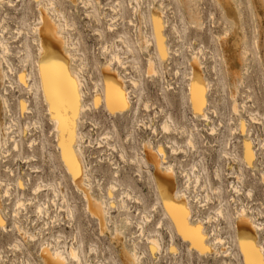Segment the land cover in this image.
I'll return each instance as SVG.
<instances>
[{"label": "rangeland", "instance_id": "374dc122", "mask_svg": "<svg viewBox=\"0 0 264 264\" xmlns=\"http://www.w3.org/2000/svg\"><path fill=\"white\" fill-rule=\"evenodd\" d=\"M46 1H52L53 4L50 6H53L60 18L69 24L66 32L70 41L75 44L74 51H77L76 56L79 57H76V62L72 67L85 83L84 103L91 107L90 110L83 113V123H81L80 129L86 134L82 146L85 161L92 175L93 190L98 193L100 186L106 195L108 194V184L114 181L124 185L126 189L130 188L134 196L141 198L142 203L137 202L134 198L127 199L130 211H119L121 209L119 208L121 187L117 186L116 191L111 194L114 198V207L110 210L111 215L115 216L113 219H116L117 222L113 223L114 220L111 219L109 230L112 232L115 224L120 227L124 225L120 214H127L133 222L141 220V210L146 207L152 215V220L150 219L151 221L147 223V227L151 233L158 231L163 243V250L158 257L157 255L156 258L152 256L145 237L140 235L135 223L125 226L126 243H128L126 245L130 248L134 245L137 246L141 257H143V264H241L233 229V224L237 220L236 205L242 204L247 207L257 221L263 223L264 226V186L259 179L260 172L264 170V123H262L264 122V8L258 7L261 32L260 45L256 47L254 34L259 27V20L251 0H235L236 5H241L239 8L238 5L235 7V23L229 22L224 17L216 0H163V5H161V0H123L124 12L122 16H119L111 7L116 0H100L101 4L96 0H89L92 1L93 4L90 3L92 6H85L82 0H76L75 3L68 0ZM89 1L86 5H89ZM239 1L240 3H238ZM134 6L135 8L137 6V12L140 11L136 15ZM154 8L163 11L164 19L168 22L163 30L165 44L168 48V54L164 60L157 51L155 40L151 38V36L153 37L151 13ZM190 11L199 12L203 21L201 29L190 23ZM91 12L97 16L96 19L87 16L88 13L92 14ZM40 14L41 10L36 0H5L0 6V30L6 27L4 35L12 49V53L5 57L7 62H5L6 60L2 62L12 85L8 79H5V84H0V121L9 123L12 118H16L19 126H25L27 122L26 125H29L26 135L21 136V154L19 155L16 150H11L6 156L0 157L1 165H9L13 170L12 175L8 170H3V168L0 170V178L10 179L12 183L10 185L12 187L9 186L12 196L2 194L3 197L0 198L2 208H4V211L1 212L6 226L5 230L0 228V264H28V262L43 264L40 258L42 245L46 241L56 244L60 234L63 236L60 238V243L68 247L74 245L75 241L72 238L77 234L76 236L81 241L80 248L84 264H124L120 247L111 239V232L109 233V230H105L104 233L100 232L97 219L85 209L84 198L71 183L63 164L59 161L54 132H52L53 126L46 114L41 93L34 87L30 88L33 82L38 81L36 67L38 52L35 42L37 35L34 32V25L39 21ZM140 14L144 15L145 23ZM111 17L114 18V26L110 25ZM130 20L138 23L139 27L135 26L132 21L130 24ZM22 26L28 27L30 32L27 42L30 45L32 56L27 62L21 53L25 34H18L19 28ZM137 31L145 33L150 39L149 43L152 44L140 46L137 43ZM235 31L241 37H243V33L248 36L246 43L248 51L245 52L244 63L239 62V52L242 51L246 41H241L235 48L233 45ZM99 32L102 34L101 36ZM122 32L127 34L135 49L134 53L126 52L122 43L118 41L117 35ZM113 46H116V50L120 51L121 60L126 62V67L123 68L115 61L112 66L117 67L125 77L136 76L140 72L142 83L141 99L137 98L139 90L132 88L133 107L126 113L115 116L110 114L102 103L97 105L94 97L96 90L104 88L102 70L110 59ZM200 48L202 52L199 51ZM1 52L0 50V54ZM153 52L156 54L159 69L157 74L159 75L151 78L145 73V68L147 58ZM194 54L198 55L203 62L205 78L212 85L211 91L208 93L210 98L208 115L211 119L207 122L195 118L187 100L183 105L181 98L183 94L186 98L188 97L186 95L188 84L186 73L191 68L190 62ZM81 61H84L86 66L78 71L76 64ZM9 65L12 68L11 72L8 68ZM136 65L140 69H137ZM238 69L241 77L237 80L232 77L231 72ZM26 72H32V77L24 82L20 80L19 75ZM232 94H235L238 114L233 111ZM2 95L8 100V109L10 108L11 115L8 109L5 108L4 111V108H1ZM21 100L22 102L26 101L30 111H21L19 107ZM135 108L138 109L137 113H135ZM168 115L172 116L178 125L194 128L197 147L193 149L188 146L186 136L178 132L167 134L162 130L161 124ZM240 119L248 121L251 125L249 143H253L257 153L254 169L243 160L242 144L247 139L245 134L242 135L238 131H233V133L231 129L237 125ZM34 120L36 121L35 125L32 124L35 122ZM148 124L155 128V135L150 127H147ZM211 127L216 129L215 134L208 133V129ZM15 130L14 127L13 131ZM130 133H132V137L129 136ZM149 139L155 146L158 144H161L163 148L165 146L166 163H174L176 185L187 191L192 200L195 215L207 216L208 212L213 211L212 207L218 204V197L212 192V189L207 191L203 188L202 183L194 186V178H192L193 182L191 181L193 184L191 183V186L186 189L183 170H191L195 163H199L205 169L212 184H217L218 180L214 178V169L219 166L223 187L222 196L227 201L230 218L225 221V218L219 217L213 219L210 224L206 223L208 231L212 226L220 224V235L225 239L226 244H217L216 248L221 251L218 252L219 254L216 251H211L207 255H201L197 251L191 250L189 244L182 241L177 235L168 216H163L161 206L156 205L157 211L152 208L159 197L149 182V172L146 170H150V174H152L154 169L152 166L147 169L142 164V173H140L137 171V162L131 161L137 154L143 157L142 146ZM89 141H91V145H89ZM169 141L175 142L179 146L176 149L180 153L174 155L170 151V148L167 147L170 144H166ZM31 142L35 145L29 147L28 143ZM98 143H101L100 147H98ZM225 149L228 151L226 157L222 155V151ZM138 155L137 157H139ZM32 156H35V160L30 159ZM240 172L243 175L242 183H238L236 180L237 176L241 174ZM15 175H19L22 180L21 184L25 182L27 186L16 185ZM27 179H30V182ZM37 181L45 182L41 184L42 191L38 194L39 199L35 198L32 193V186ZM47 182H59L58 188L62 192L64 191L63 194L59 193V197L55 196L54 189L51 190V187L54 185L57 188L56 184L48 186ZM231 182L239 184V194H235L231 190ZM2 190H5L4 186H1L0 191ZM56 193L58 192L56 191ZM207 193L211 197L209 202H206ZM19 196L29 199V201L25 202V207L19 208L21 210L19 218H15L12 211L15 209V198ZM62 197L63 200L65 198L67 200L64 202L65 204L62 202ZM232 197L237 200L230 201ZM198 201H203L202 204L205 206H202ZM39 203H45L42 214L38 213ZM67 206L72 207L73 217H71L70 210L64 211ZM46 211L49 216L46 215ZM14 220L29 233H34L35 237L33 239L31 237L23 238L14 224ZM159 221H162V228L156 229L155 225ZM172 232L174 236L171 235ZM259 237L260 241L264 243L263 231L259 233ZM212 238L213 236L210 237L209 242ZM16 241L19 246L14 248L11 245ZM224 249L227 250L228 256L222 252ZM141 251L145 254L143 255Z\"/></svg>", "mask_w": 264, "mask_h": 264}, {"label": "bare ground", "instance_id": "6f19581e", "mask_svg": "<svg viewBox=\"0 0 264 264\" xmlns=\"http://www.w3.org/2000/svg\"><path fill=\"white\" fill-rule=\"evenodd\" d=\"M4 1L5 0H0V6L3 5ZM36 1L38 2V7L41 10L40 19L34 25V32L37 35V41L35 40V42L37 45V52H38V58L36 61L38 81L33 82L30 88L34 87V89L36 88V90L40 91L41 97L45 104L46 114L48 116L49 121L51 122L53 126L52 132H54L56 150L58 153L57 157L59 158V161H61V163L63 164L62 166L64 167L67 175L69 176L71 183L74 185L76 190H78L81 193L82 197L84 198L85 209L92 217H95L97 219L100 225L99 227L101 230L100 232L104 233L105 230L108 231L110 229L109 221H112L111 219L115 218V216L111 215L110 210L111 208L114 207L113 206L114 198L111 196V194H113L116 191L117 186L118 188L121 187V191L119 193V197H120L119 199L120 207L119 208L121 209L119 211H130V206L126 202L127 199L134 198L135 200H137V202L140 203L141 198L139 196H134L130 188L126 189L124 185L118 184L114 181H111L108 184L107 186L108 194L106 195L104 192H102L103 189L100 186H99L98 193H96L93 190V186L91 184L92 175L90 174L89 168L85 161L84 149L82 146V143H84L86 134L83 133L80 129L81 123H83V117H84L83 113H85L86 110H90L91 107L87 103H84L85 92H86L85 83L81 79V77L77 74V71L74 70L72 67V65H74L76 62V57H77L76 55L78 53L77 51H74V49L76 48L75 44H73L70 41V38L68 37V34L66 32L69 24L66 21H64L62 18H60V15L53 9V6H50L53 4V2L52 1L48 2L46 0L44 1L36 0ZM68 1H72L74 3L76 2V0H68ZM88 1L89 0L87 1L82 0V3L85 4V6H92L91 5L93 4L92 1L91 2L89 1V5L88 4L86 5ZM96 2H99L101 4L100 0H96ZM216 2L220 5L224 13V17L227 20H229V22L235 23L236 22L235 7H237L238 5V4L237 5L235 4V0H216ZM238 3H240V1ZM163 4L164 2L163 0H161V5ZM251 4H253L254 7L253 6L252 7L255 9V14L259 20L260 18H259V13H258V7L264 8V0H251ZM239 5H238V8H239ZM111 7L113 10L116 11V13L119 16L123 15V12H124V1L123 0H116L115 4H112ZM136 8L134 6L135 15L140 12V11L137 12L138 8L137 9ZM198 13L199 12L190 11L189 18L191 20L190 23L194 27L201 29L203 21L201 19L200 14ZM87 16H90L91 18H94V19H96L95 17H97V16H94L93 13L92 14L88 13ZM140 16L144 20V15L140 14ZM164 17H165L164 12L159 10L158 8H154V10L151 13V23H152L151 26L153 27V37L151 36V38L155 40L157 51L161 55V58L163 60L167 57V54H168V48H167V45L165 44V37L163 34V30L167 26L168 22L167 20L164 19ZM113 19H114L113 17L109 19L111 21L110 23L111 26H114ZM131 21L132 20H130V24H131ZM258 22H259V27L255 30V34L253 33L254 34V44L256 47L260 45V42H259L260 32H261L260 20ZM132 23L134 24L135 22L132 21ZM144 23H145V20H144ZM134 25L139 27L138 23L137 24L135 23ZM174 29L176 30V28ZM5 32H6V27H3V29L0 30V50L2 51L0 54V84L1 83L5 84V79H8V81L10 79L7 77V70L4 69L2 65L3 60L4 61L6 60L5 58L6 55L12 53V49L9 45V42L5 38V35H4ZM29 33L30 32H29L28 27L22 26L19 28L18 34H23V35L25 34V37H24L25 40L22 44V49H21L22 51L21 53H23V56H24L23 59L25 60V62L29 61V59H31L30 57L32 56L30 45L27 42V36ZM99 35L101 36L102 34L99 32ZM136 37H137V43L140 46L152 44V43H149L150 39L147 38L145 33H143L142 31H137ZM117 38H118V41L122 43V46L125 48L126 52L134 53L135 49L130 43L128 36L125 32H122L119 35H117ZM233 38H234L233 45L235 48L238 44L241 43V41L243 40L246 41L242 51L239 52V58H240L239 62L241 61L244 63L243 60L247 53L246 51H248V47L246 46V43L248 42V36L246 33H243V37H241V35L235 31L233 33ZM199 51H201V48L199 49ZM119 52L120 51L116 50V46L112 47L110 59L108 60V63H106V65L104 66L102 70L104 88L101 90H96V94L94 96L96 104L98 105L99 103H102L105 109L114 116L118 114H124L128 110H130V108L133 107L132 88L139 90V93H137L138 100L141 99V95H142V86H141L142 83L140 80L141 76L139 75L140 72H138V70L137 72L139 74L137 75L139 77L137 75L125 77L118 71L117 67L112 66L113 61H115L119 65H122L123 68L126 67L125 66L126 62L121 60L122 57L120 56ZM5 62H7V60ZM157 64L158 63H157L156 54L154 52L150 53L147 58V63H146V68H145V73L147 74L148 77L152 78L156 75H159L157 74L159 73ZM76 65H77L78 71H81L86 66L84 61H81L79 64H76ZM190 66H191L190 70L186 73V76L188 78L186 95L188 97L186 98L184 94L181 96L183 105H185L186 100H187V102L189 103L191 107L193 116L195 118H198L200 121L202 120V121L207 122V121H210L211 119L208 115V112L210 110L209 108L210 98L208 96V93L211 91L212 85H211V82H209L205 78L204 70H203L204 65L198 55L196 54L193 55L192 61L190 62ZM8 68L10 69V72H11L12 68L10 65ZM134 68H135V64H134ZM136 68L140 69V67L137 65H136ZM45 69L48 72L49 79H52L56 75H62L63 72L66 71L68 76L71 77L72 81L75 82V90H76V95L78 96V100H74L73 102V107L76 110L74 142L72 140L71 131L70 130L63 131L61 127V121L59 119L54 118L55 113L52 110V104L49 100L48 91L46 89V84H45V75H44ZM239 71L240 70L238 69V70H234L233 72H231V75L234 79H237V78L239 79L241 77V73ZM31 77H32V72H26V73L19 75L20 80L24 82L29 80V78ZM9 83L12 85L11 81H9ZM36 93H38V91H36ZM119 93L123 94V99L126 102V107L121 106V104L118 102L117 97ZM110 95L112 97L111 102H110ZM232 95L234 99L235 94H232ZM27 105L28 104H26V101L24 100L23 102L22 100L19 102V107L21 111L23 110L30 111L31 109ZM1 106H2L1 108H4V111H5V108L7 110L9 106L8 100L4 95L1 96ZM8 110L10 114L11 113L10 108ZM237 110H238L237 103L234 99L233 111L236 112ZM137 112H138V109L135 108V113ZM213 112L215 113L214 110ZM67 114L71 116L73 115V112L70 110ZM27 123H25V126L21 127L19 126L18 119L16 118H12L9 123H3L2 120L0 121V157L6 156V154L10 153L11 150H16L19 153V155L21 154L22 152L21 136L26 135L25 134L26 130L29 129V125H26ZM35 123L36 121L32 124L35 125ZM144 125L146 126L145 123ZM14 127L16 128L15 131H13ZM147 127H150L154 135L156 134L155 128L151 127L149 124L147 125ZM161 127H162V130L167 134L171 132L172 133L178 132L181 135L186 136V144L192 147L193 149L197 147V140H196L197 138H196V133H195L194 128L186 127L185 125H178L172 119V116L170 115L166 116V119L164 120V122H162ZM231 129H232V132L238 131V132H241L242 135L245 134L247 139L242 144L243 160H244V163H246L247 165H249V167L254 169V162H255V159H257V156H256L257 153L255 152L256 150L254 149L253 143H249V138L251 137L250 136V132H251L250 123L248 121H243V119H240L237 125ZM215 131L216 129L214 127H211L208 129L209 134H215ZM129 136L132 137V133H130ZM32 143L33 142H31L30 144L28 143L29 147H32L35 145V144L33 145ZM91 144H92L91 141H89V145ZM98 144H99L98 147H100L101 143H98ZM166 144H170L167 147L170 148V151L174 155L180 153V151L176 149V147L178 148L179 146H177L175 142L169 141V142H166ZM142 148H143L142 149L143 157H140L137 154L139 157L135 155L136 157H134V159H131V161L137 162L138 164L137 171H139L140 173H142L141 172L142 170L141 168L143 167V166L141 167L142 164H144L147 167V169H150L151 166L154 169V172L152 174H150V170H146L149 172L148 174L149 182L150 184H152L154 191H156V195L159 197V199H156L155 203L152 205V208L154 210L156 209L157 211L156 205H158L159 207L161 206L163 216H168V218L171 220L173 224V227L177 235L182 239V241L187 242L189 244V248L191 250H195L197 251L198 254H201V255H207L208 253H211V251H216L217 254H219L221 251L218 250V248H216L217 244H220V245L226 244L224 242L225 239H223L222 235H220L221 233L220 224L212 226L210 231H208L206 228V223L210 224V222L213 219L223 217L225 218V221H226L227 218H230V214L228 212L227 201L222 196L223 187L221 185L222 179H220L221 174L218 169L219 166H217L214 169L215 170L214 178L218 180L217 184H212L211 179L205 173V169L199 163H195L191 170H183L184 177L186 180L185 181L186 189H188L191 186L190 184L193 182L192 178H194V183H195L194 186H197L198 184L202 183L203 188L207 189V191L212 189V192L216 194L218 197L217 198L218 204L215 207H212L213 208V211H211L212 214L211 212H208L207 216L201 217L200 215H195L196 213L194 214V208L192 207V200L190 199V196L187 194V191L183 190V188H178V186L176 185L177 178H176V171H175L174 163H166L167 155L165 152V146L164 148L161 144H158V146H155L152 140L149 139L143 144ZM249 152H251L252 154L251 159L249 158ZM226 154H228V151H226L225 149L224 151H222V155L226 157ZM34 157L32 156V158L30 159H34ZM30 159H27V160L29 161ZM25 160L26 158L24 159V161ZM2 168L3 170H8L11 175L13 174V170L11 169L9 165L2 166L0 163V170ZM15 177L16 178L14 179V181L16 185L18 186L26 185L27 186V183L25 182L21 184L22 180L19 175H15ZM259 179H260V182L264 186V170L260 172ZM236 180L238 183L243 182L242 173L237 176ZM27 181L30 182V179H27ZM42 182L44 181H37L35 185L32 186V193L35 195V198L39 199L38 194H40L39 192L42 191L40 189ZM237 182L230 183L231 190L235 194L240 193L239 184H237ZM11 184L12 183L10 182V179L0 178V188L1 186L5 187V190L0 191V198L3 197L2 194H4V196H9V197L12 196V193L9 190V188L12 187L10 186ZM53 184H56L55 186L57 188H55ZM47 185L48 186L53 185V187L51 186L50 187H51V190L54 189L53 192L55 196H57L59 193L63 194L64 192V191L62 192V190L58 188V185H60L59 182L58 183L47 182ZM56 191L58 193H56ZM206 196H207L206 202H209L211 197H209L208 193ZM57 197H59V195ZM27 200L29 201V199H26L21 196L15 198V201H14L15 209L12 211V215L15 218L16 217L19 218V213L21 211L19 210V208L25 207L26 205L25 202H27ZM64 200L62 197L63 203L67 201L66 198ZM235 200L237 199L235 197H232L230 201H235ZM198 202L202 204L203 201L202 202L198 201ZM202 206H205V204H202ZM37 208H38V213L42 214L45 209V203H39ZM59 208L61 207L59 206ZM71 208L72 207L67 206L64 211L70 210L69 212L71 214V217H73L72 216L73 209ZM143 208L144 209L141 210V218H142L141 220H136L133 222L132 218H130L127 214H120L119 216L121 218V221L124 223V225L120 227L118 224H115L113 231L111 232L109 230V233L111 232V239H113L120 247L121 258L124 264H143V260H142L143 257H141V253L138 251L137 246L134 245L132 248H130L129 246L126 245L128 243H126L125 226H130L133 223L137 225L138 227L137 229H139L140 235H142V237L143 236L145 237L153 257L156 258V255L158 257V255L163 250V243L161 241L162 240L161 237L158 234L159 232L155 231L154 233H151L147 227L148 226L147 223H149L152 220L151 218L152 215L148 211L149 209L147 210L146 207H143ZM62 209H64L63 206H62ZM235 209H236V214H237L236 215L237 220L235 221V224H233V229H234L235 236H236L237 246L240 252V263L250 264V261L257 260L260 255H264V243L260 241V237H259V233L262 231L264 232V226H263V223L257 221L255 216H253V214L251 213V210L249 211V209L245 207L244 205L242 204L240 206L236 205ZM1 211H4V208H2L1 199H0V221H2V223H0V228L5 230L6 229L5 220L2 216ZM185 212L187 213V216H184ZM46 215L49 216V213L47 211H46ZM178 220H179V223H178ZM115 222H117L116 219L113 221V223ZM14 224L18 228L20 234L23 235V238L26 239L27 237H31V239H33L35 237L34 233H29L28 230L18 225L16 220H14ZM161 224H162V221H159L155 225L156 229L160 228ZM185 224L187 225V228H185L184 231H182L181 229L184 227ZM188 229H191L192 231H188ZM185 232H187V235L185 234ZM76 235L77 234H75L74 238H72V240L74 239L73 241H75L74 245L71 244L72 246H69V247L66 246L65 244L60 243V240H61L60 238L61 237L63 238L61 234L58 235L56 244L51 243V241H46L42 245L41 251H40L41 252L40 258L42 259V263L43 264H84V261L81 255V248H80L81 241L80 239H78ZM171 235L174 236V233L172 232ZM211 236H213V238L212 240H210L211 242H209V239ZM200 237H203V239L201 240ZM200 245H202V247ZM11 246L14 248H17L19 245L16 241ZM222 252L225 254V256L229 255L227 250L225 249L222 250ZM144 254L145 253L143 252V255ZM28 264H31V263L28 262Z\"/></svg>", "mask_w": 264, "mask_h": 264}, {"label": "snow or ice", "instance_id": "6c2138e0", "mask_svg": "<svg viewBox=\"0 0 264 264\" xmlns=\"http://www.w3.org/2000/svg\"><path fill=\"white\" fill-rule=\"evenodd\" d=\"M44 75L48 97L52 104V110L55 113L54 118L61 121V127L63 131H71L72 140L74 142L76 110L73 107V102L74 100H78L75 90V82L72 81L71 77L68 76L66 71H64L62 75H56L52 79H49L48 72L45 69ZM111 100L112 97L110 95V102ZM117 100L121 106L126 107V102L123 99L122 93L118 94ZM70 110L73 112V115L71 116L67 114ZM251 155V152H249L250 159ZM184 216H187L186 212L184 213ZM0 223H2V221H0ZM185 228H187L186 224L181 230L184 231ZM188 231L192 230L188 229ZM185 234L187 235V232H185ZM200 239L202 240L203 237H200ZM200 246L202 247V245ZM250 264H264V255H260L257 260L250 261Z\"/></svg>", "mask_w": 264, "mask_h": 264}]
</instances>
